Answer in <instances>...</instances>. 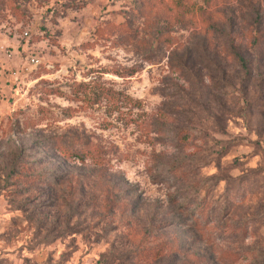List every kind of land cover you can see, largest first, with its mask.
<instances>
[{"label":"rangeland","instance_id":"rangeland-1","mask_svg":"<svg viewBox=\"0 0 264 264\" xmlns=\"http://www.w3.org/2000/svg\"><path fill=\"white\" fill-rule=\"evenodd\" d=\"M0 264H264V0H0Z\"/></svg>","mask_w":264,"mask_h":264},{"label":"built area","instance_id":"built-area-1","mask_svg":"<svg viewBox=\"0 0 264 264\" xmlns=\"http://www.w3.org/2000/svg\"><path fill=\"white\" fill-rule=\"evenodd\" d=\"M20 30H22L20 37L24 38L26 40L30 39L31 37V30L29 27H19ZM19 31V30H18ZM9 33L10 35L13 36V38L16 39L17 37V28L12 29L9 28ZM5 55H8V57L12 58V56L14 55V51L12 50H5L4 51ZM41 63V60L38 56H32L29 54V56L26 59V62L22 65V72L23 73H28L31 70H33L34 68H37ZM17 73V72H15Z\"/></svg>","mask_w":264,"mask_h":264},{"label":"trees","instance_id":"trees-1","mask_svg":"<svg viewBox=\"0 0 264 264\" xmlns=\"http://www.w3.org/2000/svg\"><path fill=\"white\" fill-rule=\"evenodd\" d=\"M239 61L242 63L243 67L245 66V61L242 56L238 55Z\"/></svg>","mask_w":264,"mask_h":264}]
</instances>
